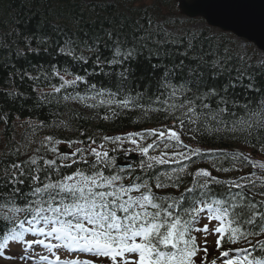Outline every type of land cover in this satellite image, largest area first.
<instances>
[{
  "label": "snow or ice",
  "instance_id": "6c2138e0",
  "mask_svg": "<svg viewBox=\"0 0 264 264\" xmlns=\"http://www.w3.org/2000/svg\"><path fill=\"white\" fill-rule=\"evenodd\" d=\"M165 2L154 15L156 0H132L138 19H104L62 44L24 24L0 45L63 58L43 79L19 78L38 107L74 106L68 119L28 121L51 134L0 152L3 264H264V51L212 30L264 31V8ZM124 118L133 130L88 131ZM0 122L7 130L8 113Z\"/></svg>",
  "mask_w": 264,
  "mask_h": 264
},
{
  "label": "trees",
  "instance_id": "16d2710c",
  "mask_svg": "<svg viewBox=\"0 0 264 264\" xmlns=\"http://www.w3.org/2000/svg\"><path fill=\"white\" fill-rule=\"evenodd\" d=\"M117 3L118 7L107 8L108 5ZM94 4L98 7H93ZM140 13V9L133 8L132 0H0V45H3L6 39L9 43H12V40L8 39V34L14 30H22L24 24L37 29L38 34L40 31L47 34L51 38L50 44L52 39L55 38H59L62 44L64 33L74 37L75 35H81V30L93 33L95 25H99L104 19L113 20L118 24L121 15L130 19H138ZM77 21H79V24H77ZM54 29H62L64 32L54 31ZM220 33L226 39L235 40L227 33ZM15 46L13 43V49ZM85 55L89 54L85 53ZM49 61L58 63V67L65 66L61 57H56L53 60L52 57L43 53L40 56L29 54L26 60L23 57L17 58L13 51L0 47V115L5 112L9 115L7 130L5 124L0 122V152L4 151L3 146L5 144L13 141V137L15 141L22 144L21 136L18 135L17 131L23 130L26 121L35 123L45 121L51 124L57 118L68 119L72 117L74 106L61 105L57 109L52 104L38 107L37 93L33 91L32 81L28 80L27 77L24 81L19 78V74L26 70L30 75H40L43 79L42 73L48 70ZM40 65L44 66L43 69L39 68ZM72 70L75 71L76 69ZM55 82L53 80V83ZM40 88L45 92L48 91L42 84ZM6 93H13V95L6 96ZM80 111L83 112V109H80ZM83 114L86 117L92 115L90 112H83ZM141 126L152 125L142 124ZM87 127L89 132L94 131L96 128H102L108 134H113L133 129L135 125L124 118L115 122L94 120ZM27 129L31 128L27 127ZM52 131V129L44 128L38 129L36 132L51 134ZM56 134L68 135L67 133H61L60 130H56Z\"/></svg>",
  "mask_w": 264,
  "mask_h": 264
},
{
  "label": "water",
  "instance_id": "95a60500",
  "mask_svg": "<svg viewBox=\"0 0 264 264\" xmlns=\"http://www.w3.org/2000/svg\"><path fill=\"white\" fill-rule=\"evenodd\" d=\"M251 2L255 5L254 11L257 13H259L261 9L264 8V0H251ZM194 16H199V15H193L191 17H194ZM215 27H219V26H215ZM222 30L232 32L231 29H228V28H224ZM232 33L238 38H242L246 41L252 42L258 49H260L261 51H264V31H261L259 28L249 31L244 36H238L237 33H234V32Z\"/></svg>",
  "mask_w": 264,
  "mask_h": 264
},
{
  "label": "rangeland",
  "instance_id": "374dc122",
  "mask_svg": "<svg viewBox=\"0 0 264 264\" xmlns=\"http://www.w3.org/2000/svg\"><path fill=\"white\" fill-rule=\"evenodd\" d=\"M153 0H148V2L151 4ZM156 3H157V0H156ZM159 5V7H154L156 8V12H153L154 15L158 14V15H162L164 14L167 9H168V4L165 2V0H161V2L158 1L157 3ZM183 19H186L185 17H183ZM190 23L192 24H201V23H204L203 20L201 19H196V20H189ZM26 122H25V125L23 127L26 126ZM23 129V130H18L17 133L19 136H21V141H22V144L26 143V137H31L32 139H35L37 141H39L42 137L37 135V134H32V129ZM51 132V131H49ZM35 146V145H34ZM259 159V157H257ZM247 171V170H246ZM0 264H3V262H0Z\"/></svg>",
  "mask_w": 264,
  "mask_h": 264
},
{
  "label": "bare ground",
  "instance_id": "6f19581e",
  "mask_svg": "<svg viewBox=\"0 0 264 264\" xmlns=\"http://www.w3.org/2000/svg\"><path fill=\"white\" fill-rule=\"evenodd\" d=\"M160 2H161V0H160Z\"/></svg>",
  "mask_w": 264,
  "mask_h": 264
}]
</instances>
